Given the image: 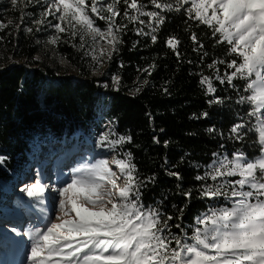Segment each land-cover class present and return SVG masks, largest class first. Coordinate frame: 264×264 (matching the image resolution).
<instances>
[{"label":"trees","instance_id":"trees-1","mask_svg":"<svg viewBox=\"0 0 264 264\" xmlns=\"http://www.w3.org/2000/svg\"><path fill=\"white\" fill-rule=\"evenodd\" d=\"M168 2L175 5L176 0ZM140 3L145 11H160L151 0ZM118 7L121 15L117 23L127 28L108 60L105 79L93 76L95 64L66 43L58 45L55 52L74 69V76L41 64L35 39L16 29L20 13L0 1V24L5 25L0 29V181H6L8 173L23 171L33 155V144L63 143L99 130L96 116L99 94L103 93L106 119L116 121L119 137H130L122 143L121 151L130 155L139 179L145 182L140 189L141 203L159 208L165 218L171 215L173 234L181 235L183 229L190 236L197 226L195 219L209 208L230 206L224 198H201V185L214 182L195 177L203 176L217 158L231 159L242 152L246 159H254L260 154L255 132L245 128L242 140L231 134L235 124L255 122L246 116L250 106L237 104L240 95H247L245 82L236 80L232 87L217 79V75L232 71L226 63L233 57L227 55V45L216 44L217 37L206 25L189 18V3L180 11L160 13L164 22L151 34L156 36L155 42L151 35L136 34L138 29L150 31L147 16L139 18L143 24L129 23L123 15L126 5L121 2ZM94 19L102 30L106 27L103 20ZM192 34L197 43H193ZM173 37L180 42L175 52L167 45ZM216 60L226 63L209 68ZM205 76L216 89L211 94L200 84ZM113 77L119 78L118 84L113 85ZM104 82L109 89L102 86ZM213 99L222 103H210ZM236 179L227 177L228 182ZM189 191L190 196L183 195Z\"/></svg>","mask_w":264,"mask_h":264},{"label":"snow or ice","instance_id":"snow-or-ice-1","mask_svg":"<svg viewBox=\"0 0 264 264\" xmlns=\"http://www.w3.org/2000/svg\"><path fill=\"white\" fill-rule=\"evenodd\" d=\"M25 2L30 4L32 0H11L14 7ZM47 2L42 16H53L59 21L52 25L57 36L49 43L55 44L59 34L67 32L73 38L79 36L82 47L85 37H91L99 46L100 55L109 59L121 43L120 34L127 28L126 24L117 23L121 2L126 5L123 15L129 23L143 24L145 22L139 18H149L150 31L145 33L138 29L137 35L156 32L164 22L161 12L180 11L191 2V7L186 9L189 18L206 25L217 37L216 44L227 45L225 51L233 57L227 63L213 61L208 67L226 63V67L232 69L223 77L217 75L221 84L226 81L235 87L234 81L245 82L243 90L247 95H240L237 104L250 106L246 116L255 123L235 124L231 134L242 140L247 134L243 131L245 128L255 132L260 154L254 159H246L242 152L231 159L217 158L203 176L195 177L199 181L214 182L201 185V198L223 197L231 207L209 208L197 218V226L190 236L183 232L180 224L175 227L181 229L182 234H173L169 225L171 215L165 218L159 208H146L141 203L140 189L145 182L139 179L130 155L125 159L114 156L111 162L99 160L77 168L70 182L56 190L59 200L55 219L47 220L43 229L37 228L29 234L28 264H264V0H176L175 5L168 0H151L159 12L145 11L140 0ZM129 10L135 14H130ZM94 17L105 22L103 30L96 25ZM43 22L36 21L37 24ZM3 27L5 25L0 24V29ZM151 39L155 42L156 36L151 35ZM191 39L197 43L195 34ZM100 41L108 47L100 45ZM179 43L174 37L167 41L174 52ZM203 48L200 44L199 49ZM113 83L118 84L119 78L113 77ZM200 84L206 86L209 94L216 91L207 76ZM210 103L222 101L213 99ZM108 135L100 137L101 144L108 141ZM126 140L130 137L121 136L109 143L114 146ZM110 163L115 164L118 173L112 171ZM168 174L182 179L176 172ZM227 177L238 179L228 182ZM220 180L224 182H217ZM22 191L30 198L40 197L45 186L37 181ZM183 195L190 196L191 192ZM179 211L183 215V209Z\"/></svg>","mask_w":264,"mask_h":264},{"label":"rangeland","instance_id":"rangeland-1","mask_svg":"<svg viewBox=\"0 0 264 264\" xmlns=\"http://www.w3.org/2000/svg\"><path fill=\"white\" fill-rule=\"evenodd\" d=\"M0 1L20 13L21 19L16 29H20L22 33L35 39L39 46V53L36 57L41 64L55 68L59 74L74 76V69L55 52L58 45L66 43L77 47L95 64L93 76L105 79L108 77L106 69L109 58L100 55L99 46L94 44L91 37H85L82 47L80 37L73 38L67 32L60 33V38L55 44L49 43L53 37L57 36L52 25L59 21L53 16L47 18L42 16L48 7L47 0H32L30 4L19 3L15 7L11 0ZM88 2L90 3V0ZM189 4L191 5V2ZM37 20L44 22L37 24ZM100 45L108 47L103 41H100ZM102 86L109 89L106 82L102 83ZM99 97L96 116L99 130L93 129L91 134L83 135L81 139L75 138V140H67L63 143L33 144V155L29 156V163L23 171L20 174L16 171L8 173L6 181H0V264H28L27 255L31 244L29 234L37 228L43 229L47 220L55 219L59 200L56 190L70 182L75 169L86 167L99 160L111 162L114 156L117 159L127 157L121 151L122 144L113 146L109 143L120 137L116 134L113 123L106 119L101 102L103 93H100ZM105 134H109L108 141L101 144L100 137ZM109 166L112 171L119 172L115 164L110 163ZM37 181L45 186V192L40 197L30 198L22 189ZM217 182L223 183L224 181ZM218 199L222 200L223 197ZM228 207H231V203ZM196 220L197 218L195 222Z\"/></svg>","mask_w":264,"mask_h":264},{"label":"built area","instance_id":"built-area-1","mask_svg":"<svg viewBox=\"0 0 264 264\" xmlns=\"http://www.w3.org/2000/svg\"><path fill=\"white\" fill-rule=\"evenodd\" d=\"M112 123H113L114 126L116 125V121L115 120Z\"/></svg>","mask_w":264,"mask_h":264},{"label":"bare ground","instance_id":"bare-ground-1","mask_svg":"<svg viewBox=\"0 0 264 264\" xmlns=\"http://www.w3.org/2000/svg\"><path fill=\"white\" fill-rule=\"evenodd\" d=\"M25 235V234H24Z\"/></svg>","mask_w":264,"mask_h":264}]
</instances>
